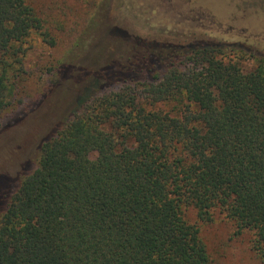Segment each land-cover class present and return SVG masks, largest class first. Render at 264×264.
<instances>
[{
    "label": "trees",
    "instance_id": "16d2710c",
    "mask_svg": "<svg viewBox=\"0 0 264 264\" xmlns=\"http://www.w3.org/2000/svg\"><path fill=\"white\" fill-rule=\"evenodd\" d=\"M110 9L95 0L52 70L65 77L92 34L109 29L99 51L112 56L74 77L87 95L71 118L46 135L35 122L19 138L18 150L39 139L40 155L0 192V264H214L187 206L202 221L221 209L238 232L253 231L264 262V54L239 42H133L107 25ZM41 12L34 0H0V131L23 114L10 95L24 44L34 32L56 44ZM245 55L256 58L249 70ZM52 79L31 105L50 102ZM10 155L3 164L14 166ZM9 173L0 168V182Z\"/></svg>",
    "mask_w": 264,
    "mask_h": 264
},
{
    "label": "rangeland",
    "instance_id": "374dc122",
    "mask_svg": "<svg viewBox=\"0 0 264 264\" xmlns=\"http://www.w3.org/2000/svg\"><path fill=\"white\" fill-rule=\"evenodd\" d=\"M34 2L39 12L48 10L49 15H44L45 26L56 44H49L42 34L34 32L24 44L26 52L15 61L18 63L17 69L12 72L15 82L11 88L13 105L10 110L20 111L23 108V114L0 131V168L10 172L2 174L0 192L12 183L10 181L15 176L27 172L40 155L39 139L25 143L28 145L18 150L19 138L26 135L30 124H44V129L39 132L42 135L63 127L75 111L79 97L83 99L87 95H84L83 81H76L74 77L83 70H95L112 56L111 50L103 57L104 52L99 51L103 43L101 37L105 29L109 30L103 24V31L100 27L92 34L81 56L71 60L69 73L65 77L58 73L51 77L58 60L84 29L95 0ZM110 8L106 21L110 27L113 18H116L117 24L129 26L141 35L167 31V34L179 36L180 42L184 43L196 39L239 42L252 54H264V0H110ZM117 53L123 61L129 58L128 51ZM252 56L242 58L245 70L255 66L256 58ZM51 78L57 84L53 94H50V102L45 99L31 105V100L45 90ZM174 104L168 103L163 108L171 111ZM9 113L6 116L12 114ZM10 149L14 150L10 152ZM10 153V159L17 156L13 160L14 166L3 164ZM184 209L185 217L199 224L214 264H264L252 247L254 232L248 229L238 232L234 220L224 211L215 209L211 220L202 221L192 206Z\"/></svg>",
    "mask_w": 264,
    "mask_h": 264
},
{
    "label": "flooded vegetation",
    "instance_id": "af4514ba",
    "mask_svg": "<svg viewBox=\"0 0 264 264\" xmlns=\"http://www.w3.org/2000/svg\"><path fill=\"white\" fill-rule=\"evenodd\" d=\"M155 11V10H153ZM113 26L115 27H119V28H122V29H125V38H129V39H132L133 42H136V41H139V42H148V43H158V42H178L180 41L178 38L179 36H175V35H171V34H167L168 32L167 31H164V32H150L146 35H140L137 37L134 35L133 31L130 30L129 28H123V27H120V23L117 24L116 23V18H113V22H112ZM133 33V34H132ZM163 33H166V34H163Z\"/></svg>",
    "mask_w": 264,
    "mask_h": 264
}]
</instances>
